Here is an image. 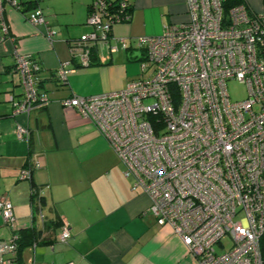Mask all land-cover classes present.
Masks as SVG:
<instances>
[{
    "label": "built area",
    "instance_id": "built-area-1",
    "mask_svg": "<svg viewBox=\"0 0 264 264\" xmlns=\"http://www.w3.org/2000/svg\"><path fill=\"white\" fill-rule=\"evenodd\" d=\"M116 2L113 12L111 0H92L90 30L72 44L71 59L55 70L59 82L88 66L98 46L108 55L130 48L126 38L111 33L116 23L129 20L128 0ZM223 2L186 0L185 21L132 39L141 52L136 79L119 90L72 95L61 105L91 121L122 163L124 176L132 179L131 189L147 195L146 212L157 225L171 227L198 264H262L264 6L256 11L239 4L224 11ZM4 4L21 8L18 0H0V8ZM23 14L32 24L47 25L38 8ZM53 35L47 27L46 36ZM15 70L22 98L12 102V114L27 115L48 99L37 90L39 66L31 56L16 54ZM229 81L243 86L239 99L230 98ZM15 136L27 140L29 130L18 124ZM37 166L29 161L20 178L30 179ZM12 208L1 196L0 215L12 234L0 240V264L16 262L21 225ZM36 213L43 220L40 206ZM70 237L63 223L57 239Z\"/></svg>",
    "mask_w": 264,
    "mask_h": 264
},
{
    "label": "crops",
    "instance_id": "crops-1",
    "mask_svg": "<svg viewBox=\"0 0 264 264\" xmlns=\"http://www.w3.org/2000/svg\"><path fill=\"white\" fill-rule=\"evenodd\" d=\"M21 8H0V197L6 195L21 225L42 230L33 249L26 246L19 263L27 264H198L168 225L159 226L147 211L149 199L131 189L132 179L106 139L76 108L61 101L72 95H94L119 90L139 75L130 74L132 39L157 35L167 24L187 18L186 0H129L128 21L116 23L112 35L124 37L127 50L107 53L98 46L88 66L79 67L65 83L55 70L71 59L70 48L87 24L92 0H18ZM260 10L264 0H244ZM38 8L47 25L32 24L24 8ZM6 27V32L2 27ZM47 27L54 31L46 36ZM16 54L29 55L38 64L37 90L47 99L29 114H12V102L22 98L15 70ZM138 58V57H137ZM20 124L29 130L27 140L17 139ZM36 162L31 178H20L27 163ZM43 200L31 195V184ZM35 209V210H34ZM63 223L71 237L57 239ZM12 234L0 215V240Z\"/></svg>",
    "mask_w": 264,
    "mask_h": 264
},
{
    "label": "trees",
    "instance_id": "trees-1",
    "mask_svg": "<svg viewBox=\"0 0 264 264\" xmlns=\"http://www.w3.org/2000/svg\"><path fill=\"white\" fill-rule=\"evenodd\" d=\"M116 1H119V0H111L112 3L109 6V8H111L113 12H116V9L118 8L117 7L118 4L116 5L117 3ZM239 4L245 5L244 0H224L223 9L224 11H228L231 7H234ZM127 6L128 7L124 9V12L128 14L130 18L131 6H130L129 0H128ZM31 8L32 7L24 8V10L31 9ZM32 188H36L33 183L31 184V189ZM32 193H33L32 197L36 199L37 204L39 206H42L43 200L39 196L38 190L35 189V192L33 191ZM35 212H37V210ZM41 233H42V230L37 231L34 227L26 228L23 230L22 229L17 230L16 232V235H17L16 263L20 262L22 250L26 246L30 245L33 241H37L39 237L41 236ZM259 249H260L262 264H264V232H262V235L260 236V239H259Z\"/></svg>",
    "mask_w": 264,
    "mask_h": 264
},
{
    "label": "rangeland",
    "instance_id": "rangeland-1",
    "mask_svg": "<svg viewBox=\"0 0 264 264\" xmlns=\"http://www.w3.org/2000/svg\"><path fill=\"white\" fill-rule=\"evenodd\" d=\"M130 58L136 61L128 62V71L130 74H137L139 73V59L141 58V52L139 50H132L129 54ZM138 57V58H137ZM227 88L229 91L230 98L232 100L239 99L242 95H244V88L243 86L239 85L235 81H229L227 83Z\"/></svg>",
    "mask_w": 264,
    "mask_h": 264
}]
</instances>
